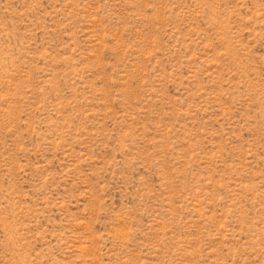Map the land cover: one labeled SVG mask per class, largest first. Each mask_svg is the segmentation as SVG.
Returning a JSON list of instances; mask_svg holds the SVG:
<instances>
[{
	"label": "rangeland",
	"instance_id": "rangeland-1",
	"mask_svg": "<svg viewBox=\"0 0 264 264\" xmlns=\"http://www.w3.org/2000/svg\"><path fill=\"white\" fill-rule=\"evenodd\" d=\"M0 264H264V0H0Z\"/></svg>",
	"mask_w": 264,
	"mask_h": 264
}]
</instances>
